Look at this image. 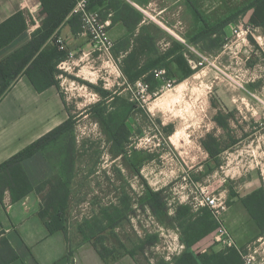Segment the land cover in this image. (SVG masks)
Wrapping results in <instances>:
<instances>
[{
  "label": "rangeland",
  "instance_id": "1",
  "mask_svg": "<svg viewBox=\"0 0 264 264\" xmlns=\"http://www.w3.org/2000/svg\"><path fill=\"white\" fill-rule=\"evenodd\" d=\"M124 1L141 12L144 33L152 36L158 48L182 44L185 63L171 64L170 73L162 69L159 77L155 75L158 87L153 92L142 79L128 83L119 68L121 61L111 53L93 50L80 61L59 67L65 72L59 76L61 90L75 118L74 135L80 149L67 227L77 231L78 238L90 235L116 253L135 248L140 239L155 234L152 244L136 252L139 263L154 264L160 258L171 261L174 255L166 258V248L178 230L158 223L147 207L140 206L143 184L163 190L168 215L177 204L196 202L205 190L225 201L223 225L234 242L244 252L254 250L264 264V235L255 238L258 229L239 201L253 189L264 187V33L249 21L248 11L222 29L217 46L189 39L205 24L235 14L251 0ZM188 67L192 73L186 76ZM83 81L116 90L136 103L128 120L132 133L127 146L134 168L124 167L120 158L111 160L100 126L84 113L99 96ZM219 114L225 117L227 128L214 120ZM167 125L172 126L170 134L163 130ZM207 134L216 137L223 148L215 159L201 145ZM116 168L124 176L133 213L122 225L108 228L105 218L120 194ZM194 249L201 251L199 245Z\"/></svg>",
  "mask_w": 264,
  "mask_h": 264
},
{
  "label": "trees",
  "instance_id": "2",
  "mask_svg": "<svg viewBox=\"0 0 264 264\" xmlns=\"http://www.w3.org/2000/svg\"><path fill=\"white\" fill-rule=\"evenodd\" d=\"M75 2L76 0H40L47 21L32 31L30 39L25 44L0 59V99L19 76L25 75L37 92L55 86L65 103L59 79V76L65 72L59 68V65L69 58L70 52L64 46L61 48L56 38L59 28L64 24H67L73 33L81 32L80 16L71 13ZM88 7L97 10L102 19L109 16L111 24L121 22L127 28V35L113 44L111 54L113 58L121 61L119 68L128 83L142 79L149 84V91L153 92L158 87L155 70L164 69L170 73L171 64L185 63L183 46L179 42H174L173 47L161 52L152 36L144 33L146 29L144 25L136 35L134 34L142 20V14L124 0H88ZM193 9L198 14L197 10ZM248 11H251L249 21L264 33V0H251L235 14L212 25L205 24L189 39L195 44L208 41L211 45L217 46L222 29L233 21L236 15H245ZM28 23H32V20H28L23 11H17L1 22L0 49L27 29ZM132 41L135 45L131 43ZM191 73L192 70L188 67L186 76ZM84 83L99 96L96 102L84 109V113L100 126L108 144L111 160L120 158L124 167L134 168L135 165L127 154V146L132 133L128 120L137 107L136 103L116 90L112 91L89 82ZM74 119L69 111L68 118L64 122L0 163V200H3L6 192L11 202L21 199L31 191L37 192L40 195L38 215L51 233L57 230L67 232V212L80 156L74 135ZM214 120L222 128H227L228 124L223 115L219 114ZM171 127V125L163 126L166 134L171 133ZM201 145L213 159L223 150L218 139L212 134H207ZM38 151H41L51 162L55 174L34 187L21 162ZM134 171L139 174L138 170ZM115 173L120 180V194L117 197L116 207L108 212L105 218L108 228L122 225L133 213L131 196L126 191L124 176L119 168L115 169ZM143 186V192L139 197L140 206L147 207L158 223L174 226L178 230L179 241L184 245L183 251L173 256L171 261L160 258L154 264H244L242 254L233 246L217 252L195 251L194 245L214 232L218 226L208 207H199L194 211L192 206L185 202L177 204L173 214L168 215L163 190H154L146 182ZM239 201L258 229L255 238L262 237L264 187L253 189L241 196ZM156 236L146 235L144 239H140L134 250L129 252L131 256L137 251L143 252L148 244L156 240ZM84 240L91 241L96 251L102 254L99 249L101 244H98L92 236L87 235ZM0 256L4 257L2 264L16 258L15 252L9 247L8 250L0 251Z\"/></svg>",
  "mask_w": 264,
  "mask_h": 264
},
{
  "label": "crops",
  "instance_id": "3",
  "mask_svg": "<svg viewBox=\"0 0 264 264\" xmlns=\"http://www.w3.org/2000/svg\"><path fill=\"white\" fill-rule=\"evenodd\" d=\"M134 1L144 3L142 0ZM17 11H23L32 23H28L27 29L0 49V59L25 44L32 31L47 21L40 0H0V23ZM106 20L113 44L127 35V28L121 22L111 24L109 16ZM145 23L142 16L135 35L142 25L146 26ZM57 35L70 52L69 58L59 67L66 62L80 61L94 50L87 35L82 32L73 33L67 24L59 28ZM61 86L60 79V89ZM68 114L66 99L63 103L55 86L37 92L25 75L19 76L0 99V163L64 122ZM21 164L34 187L55 174L51 162L41 151L24 159ZM39 210L40 195L35 191L15 202L10 201L6 192L3 200H0V251L8 250L9 247L16 254V258L6 264H139L137 255L131 256L129 253L134 248L116 253L115 250H107L105 246L99 245L102 253L99 254L91 241L78 238L77 231L71 232L69 224L67 232H49L38 215ZM206 238L198 241L194 247L199 245L200 252H217L222 249L219 244ZM3 259L0 256V264Z\"/></svg>",
  "mask_w": 264,
  "mask_h": 264
},
{
  "label": "built area",
  "instance_id": "4",
  "mask_svg": "<svg viewBox=\"0 0 264 264\" xmlns=\"http://www.w3.org/2000/svg\"><path fill=\"white\" fill-rule=\"evenodd\" d=\"M71 13L78 14L81 19V32L87 35L91 40H93L94 50H98L110 56L111 48L113 46V42L109 37L107 26L108 21L106 19H102L97 10L91 9L88 7V0H76ZM56 42L63 47V42L60 37L56 38ZM164 70L159 69L155 70V75L159 77ZM139 86H142L140 81L136 82ZM192 206V209L196 211L199 207H208L218 223L217 228L212 234L213 241L222 245L223 248L227 247H235L242 254V258L244 264H261L259 260H257L254 255V250H249L248 252H244L240 246H238L229 232L223 225V212L226 208L225 201L215 195L206 192L205 190L201 191L200 198L196 202L187 201ZM169 211L174 212V207L170 208ZM174 241H169L167 246V257L170 258L173 254L174 256L179 255L183 249L184 245L179 241L178 234L175 233ZM175 253V254H174Z\"/></svg>",
  "mask_w": 264,
  "mask_h": 264
}]
</instances>
